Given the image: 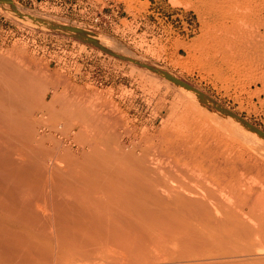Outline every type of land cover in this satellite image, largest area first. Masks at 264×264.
<instances>
[{
    "label": "bare ground",
    "instance_id": "1",
    "mask_svg": "<svg viewBox=\"0 0 264 264\" xmlns=\"http://www.w3.org/2000/svg\"><path fill=\"white\" fill-rule=\"evenodd\" d=\"M199 1L234 22L209 35L203 64L264 69V0ZM191 104L136 143L111 114L0 60V264H264V134L220 129Z\"/></svg>",
    "mask_w": 264,
    "mask_h": 264
},
{
    "label": "rangeland",
    "instance_id": "2",
    "mask_svg": "<svg viewBox=\"0 0 264 264\" xmlns=\"http://www.w3.org/2000/svg\"><path fill=\"white\" fill-rule=\"evenodd\" d=\"M96 15L111 16L112 25L98 28ZM221 18L199 0H0V60L69 100L86 99L102 116L111 114L109 120H123L115 125L134 133L136 143L160 132L171 107L192 102L204 122L236 135L246 126L264 134V69L249 77L221 76L201 59L211 35L218 37L227 24L219 37L230 34L234 22ZM175 81L193 88L197 101ZM47 116L45 123L64 133L65 121Z\"/></svg>",
    "mask_w": 264,
    "mask_h": 264
},
{
    "label": "built area",
    "instance_id": "3",
    "mask_svg": "<svg viewBox=\"0 0 264 264\" xmlns=\"http://www.w3.org/2000/svg\"><path fill=\"white\" fill-rule=\"evenodd\" d=\"M112 22H113L112 17L108 15H96L93 18V24L98 28L111 26Z\"/></svg>",
    "mask_w": 264,
    "mask_h": 264
}]
</instances>
